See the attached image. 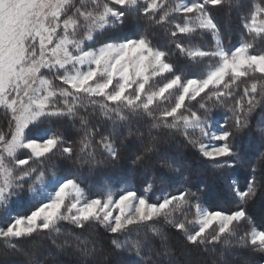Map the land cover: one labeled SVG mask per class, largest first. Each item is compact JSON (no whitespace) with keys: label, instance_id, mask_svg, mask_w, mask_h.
Masks as SVG:
<instances>
[{"label":"snow or ice","instance_id":"obj_1","mask_svg":"<svg viewBox=\"0 0 264 264\" xmlns=\"http://www.w3.org/2000/svg\"><path fill=\"white\" fill-rule=\"evenodd\" d=\"M260 196L264 0H0V264H254Z\"/></svg>","mask_w":264,"mask_h":264},{"label":"trees","instance_id":"obj_2","mask_svg":"<svg viewBox=\"0 0 264 264\" xmlns=\"http://www.w3.org/2000/svg\"><path fill=\"white\" fill-rule=\"evenodd\" d=\"M216 21L218 25L220 26L221 32L224 34L225 37V43L228 42V39H231V43L234 46H238L239 36H240V25L239 20L236 16V13L233 12L230 16L226 14L224 10H221L219 13H214ZM211 37L210 36H204L202 39H197L194 41L195 44H198L200 46H208L211 43ZM175 59V57L173 58ZM259 76V74H257ZM220 112V115H230V113H227L226 110H216ZM260 117L259 114L256 116V121H259ZM255 123V121H254ZM257 147H258V140H257ZM186 152V159L188 164L191 166V170L195 171L200 167V162L195 158L192 150L188 149L185 150ZM185 171H188V168H185ZM132 186L139 188V185L137 184L136 180L133 178ZM82 187H85L86 195H88L90 198H94L96 196H99L101 192L103 191V188L97 184L96 181L92 179H88L86 185H82ZM118 191V189L114 188L113 192L115 193ZM169 191H172V189H169ZM161 193L159 190H154V194L152 195L153 201H155L156 196L160 195ZM206 206L210 210H222V211H230L233 208V202L231 196L228 195L226 191L223 190H213L210 192L206 197ZM250 213L253 215L254 219L257 222V225L259 226L261 224L262 218H264V196H260L257 198V201L255 204L250 206L249 209ZM97 239L102 240L106 243V238L103 236V232L101 230L100 235L97 237ZM47 242H43L40 248L36 250V258L43 260L44 256L41 255V251L46 246ZM46 255V253H45ZM200 258H203L208 261V264H211L212 256L211 255H204V254H197L192 253L191 255L185 254L181 255L180 252H177V259L184 261V260H190L192 264H196V261ZM12 259L23 261V257H14ZM49 260H51V257H48ZM254 264H264V257L260 256L259 254L254 255L251 257Z\"/></svg>","mask_w":264,"mask_h":264}]
</instances>
